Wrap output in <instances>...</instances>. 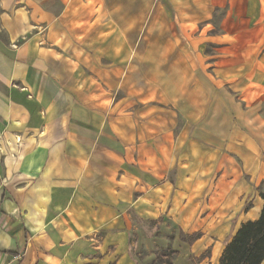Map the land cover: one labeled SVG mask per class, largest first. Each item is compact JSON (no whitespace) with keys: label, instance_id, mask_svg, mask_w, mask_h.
<instances>
[{"label":"crops","instance_id":"crops-1","mask_svg":"<svg viewBox=\"0 0 264 264\" xmlns=\"http://www.w3.org/2000/svg\"><path fill=\"white\" fill-rule=\"evenodd\" d=\"M263 106L264 0H0V264H218Z\"/></svg>","mask_w":264,"mask_h":264},{"label":"trees","instance_id":"trees-1","mask_svg":"<svg viewBox=\"0 0 264 264\" xmlns=\"http://www.w3.org/2000/svg\"><path fill=\"white\" fill-rule=\"evenodd\" d=\"M260 197L264 202V194H260ZM179 238L191 244L199 238V235L186 237L180 233ZM261 263H264V203L258 220L241 225L225 246L218 262V264Z\"/></svg>","mask_w":264,"mask_h":264},{"label":"rangeland","instance_id":"rangeland-1","mask_svg":"<svg viewBox=\"0 0 264 264\" xmlns=\"http://www.w3.org/2000/svg\"><path fill=\"white\" fill-rule=\"evenodd\" d=\"M264 117V106L263 112H261ZM166 239V244L159 246L158 244L153 245V252L155 254V260L152 264H173L178 252L174 246V234L167 235L164 237Z\"/></svg>","mask_w":264,"mask_h":264}]
</instances>
